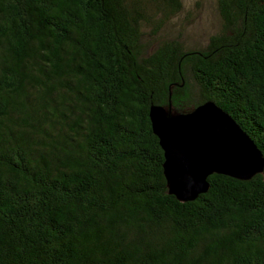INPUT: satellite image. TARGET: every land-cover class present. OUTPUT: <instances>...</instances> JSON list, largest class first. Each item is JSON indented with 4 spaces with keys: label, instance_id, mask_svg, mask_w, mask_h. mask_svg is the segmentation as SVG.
Wrapping results in <instances>:
<instances>
[{
    "label": "trees",
    "instance_id": "1",
    "mask_svg": "<svg viewBox=\"0 0 264 264\" xmlns=\"http://www.w3.org/2000/svg\"><path fill=\"white\" fill-rule=\"evenodd\" d=\"M217 3L148 53L182 0H0V264H264V169L181 201L150 118L214 101L264 157V0Z\"/></svg>",
    "mask_w": 264,
    "mask_h": 264
},
{
    "label": "water",
    "instance_id": "2",
    "mask_svg": "<svg viewBox=\"0 0 264 264\" xmlns=\"http://www.w3.org/2000/svg\"><path fill=\"white\" fill-rule=\"evenodd\" d=\"M150 118L164 151L169 193L181 201L209 189L214 173L249 179L264 169V157L254 140L214 101L190 111L152 105Z\"/></svg>",
    "mask_w": 264,
    "mask_h": 264
},
{
    "label": "rangeland",
    "instance_id": "3",
    "mask_svg": "<svg viewBox=\"0 0 264 264\" xmlns=\"http://www.w3.org/2000/svg\"><path fill=\"white\" fill-rule=\"evenodd\" d=\"M183 9L171 17L158 29H149L145 36V50L153 52L163 40L178 39L186 48H203L209 38L222 28V18L217 0H182ZM187 80L195 100L199 99V89L187 70ZM194 106L187 105L182 111H190ZM181 112V111H180Z\"/></svg>",
    "mask_w": 264,
    "mask_h": 264
}]
</instances>
